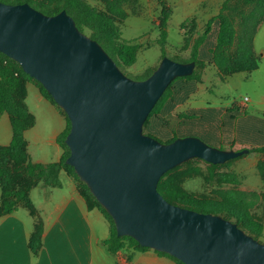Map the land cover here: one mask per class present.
<instances>
[{
	"label": "water",
	"instance_id": "obj_1",
	"mask_svg": "<svg viewBox=\"0 0 264 264\" xmlns=\"http://www.w3.org/2000/svg\"><path fill=\"white\" fill-rule=\"evenodd\" d=\"M66 12L47 16L30 4L0 2V52L39 82L71 123L66 163L115 224L118 236L183 264H264V244L221 216L169 203L162 177L193 159L224 165L248 150H222L197 137L169 144L144 126L174 80L196 63L164 57L136 81L83 33Z\"/></svg>",
	"mask_w": 264,
	"mask_h": 264
},
{
	"label": "trees",
	"instance_id": "obj_2",
	"mask_svg": "<svg viewBox=\"0 0 264 264\" xmlns=\"http://www.w3.org/2000/svg\"><path fill=\"white\" fill-rule=\"evenodd\" d=\"M98 1L104 3V10L93 6L88 0H0V2L10 5L30 4L47 16H55L66 11L75 20L78 28L97 41L113 58L122 72L127 73L126 69L136 63L141 46L135 43L136 41L123 39L122 24L129 17L127 6L130 4L137 5L139 1ZM155 1L161 9L157 26H159L162 34L156 43L162 47L163 59L167 57L168 26L172 16V8L167 0ZM263 23L264 0H226L220 13L207 23L203 34L192 40L188 38L186 33L183 50L191 48L190 58L179 61L182 63L195 62L196 70L191 76L180 77L172 82L150 113L144 126V133L164 144L172 143L178 138L193 136L189 130L192 128V121L197 117L196 114L183 113L178 115V120L182 126L180 130L174 131H169V121L166 116L177 105L184 103L192 94V89L187 84L201 81L199 68L214 65L218 69L222 81L234 74L237 75V73H251L257 70L259 65L254 51V40ZM196 25V20L193 19L187 20L180 26L182 30L197 32ZM156 69L147 72L142 78H149ZM29 83L37 85L42 95L55 104L66 117L67 128L57 139L64 151L59 162L34 163L29 155V144L25 134L36 124V118L29 111L26 103L27 85ZM0 114L9 115L13 130L11 144L9 146L0 145V217L11 215L17 212L20 207L28 209L31 216L36 219L35 230L29 242V247L34 254H38L42 248L44 224L30 199L31 191L41 183L52 188L62 187L60 175L63 171L77 182L78 190L86 201L88 209H99L109 222L111 237L105 242V245L111 254L117 255L122 250H127L130 253L127 259L132 261L135 253L149 250L131 237L118 236L112 218L95 200L87 185L80 181L74 168L66 163L70 156V149L65 140L71 130V123L67 115L39 82L31 79L19 63L2 52H0ZM193 137L200 138L198 136ZM205 143L207 144V142ZM221 149L223 150V148ZM252 152L264 154V148L249 150V153ZM184 166L189 168L184 170ZM210 166L215 167L213 164ZM258 169L261 177L264 178V163H261ZM198 175H200L199 170L193 165V161H189L168 171L160 180L158 191L172 205L199 213L205 212V214L221 216L237 224L239 228L254 239L259 240L264 225L254 215L253 211L262 202L264 203L263 194L258 191H246L239 188L237 176L229 174L225 177L234 181L236 187L218 189L213 196L197 198L188 193L183 184L188 178ZM158 253L171 258L176 264H183L166 253Z\"/></svg>",
	"mask_w": 264,
	"mask_h": 264
},
{
	"label": "crops",
	"instance_id": "obj_3",
	"mask_svg": "<svg viewBox=\"0 0 264 264\" xmlns=\"http://www.w3.org/2000/svg\"><path fill=\"white\" fill-rule=\"evenodd\" d=\"M138 1L140 7L142 0ZM151 1L159 7L155 0ZM225 1L167 0L172 8V14L174 6H181L186 16L183 23L187 20H196L197 32L200 34L205 31L207 19L218 14L199 19L198 12L210 4H214L220 11ZM254 51L258 58V69L251 73L234 74L225 81H222L219 71L214 65H207L205 70L200 73V82L187 84L192 89L189 98L184 103L177 105L166 116L169 121V131L181 129L182 125L178 120V115L194 113L197 117L192 121V128L189 131L193 136L200 137L207 144L215 148L235 151L264 148V92L257 89L258 86H264V23L255 37ZM210 67L217 69L218 78L222 82H227L233 78L241 80L242 74H246V83H254V90L251 91V95L257 94L258 97L249 98L247 103L242 100L236 106L213 107L210 103L207 106L194 105L199 101L197 94L205 86L206 72ZM205 89L207 90V87ZM27 93L26 103L29 111L32 110L29 105L32 94L38 112L48 116L52 115L53 118L59 117L62 123L66 122L65 127L62 129L60 127L55 128L46 137L44 131L37 132L39 120L37 114L31 111L36 118V124L25 134L31 160L34 163L42 164L59 162L64 151L57 139L67 128L66 117L55 104L42 95L37 85L29 83ZM185 106H187L186 109H184ZM179 109L184 110L177 113L176 123L172 125L170 116ZM223 120H227V122L224 123ZM34 137H36L34 139L36 146L32 148L30 139ZM12 139L13 130L10 117L8 114H0V145L9 146ZM47 145L50 146L47 152H52L54 156L51 159H48L47 155L45 156ZM33 150L38 156L34 155ZM244 156L246 158L242 164L256 161V165L252 166L256 169V175L262 180L258 162L264 158V154L252 152ZM60 178L62 187L52 188L41 183L30 194V199L44 224L43 245L38 254H34L29 247L31 236L35 230L36 219L31 216L28 209L20 207L17 212L0 217V264H176L171 258L151 249L135 253L132 261L127 259L130 255L127 250H122L117 255L111 254L105 245V242L111 237V226L104 214L99 209H88V205L80 194L75 181L66 172L63 171ZM263 185L264 180H262L261 185L250 187L247 191L260 192L259 190L263 188Z\"/></svg>",
	"mask_w": 264,
	"mask_h": 264
},
{
	"label": "rangeland",
	"instance_id": "obj_4",
	"mask_svg": "<svg viewBox=\"0 0 264 264\" xmlns=\"http://www.w3.org/2000/svg\"><path fill=\"white\" fill-rule=\"evenodd\" d=\"M90 4L96 6L102 10L105 9V5L103 2L98 0H88ZM139 2L137 5L127 6L128 13L130 14L128 19L122 24V34L123 39L126 41H136L135 43L141 46L137 60L134 65L126 69L127 73H124L129 78L141 81L144 80V77L147 72L156 69L160 62L162 61V47L159 46L156 42L161 38V31L159 29V15L160 8L153 3L151 0H142L141 6L139 7ZM140 8V10H139ZM220 11L215 7L214 4H210L207 7L201 9L198 12L199 19H205L209 15H217ZM186 19V16L183 12V9L178 6L173 7V14L169 21L168 26V43L166 46L167 57L170 59L180 62L179 60H188L190 58L191 48L189 50H183L185 45L186 33L188 34V38L195 40L200 33L193 32L190 30H182L180 25ZM212 18H208L209 22ZM188 29V28H187ZM193 44V43H192ZM262 52L260 53V55ZM205 70L203 67L198 69V72L201 73ZM217 69L215 67H210L207 69L205 78L204 88H201L200 92L197 94L198 103H194V105H203L207 106V104H211L213 107H226L228 105L236 106L244 98H257V94L251 95V91L254 90V83H246L245 78H247L246 74H242V79L238 80L233 78L228 80L227 82H222L218 78ZM207 87V90L205 89ZM257 89L261 90L260 92H264V86H258ZM31 111L37 114L39 123L37 127V132L39 133L44 131L45 136L49 135L55 128L60 127L61 129L65 127L66 122L62 123L61 119L53 118L52 115H46L45 113L38 112L35 107V100L33 95L31 94V99L29 101ZM187 106L184 107L186 109ZM176 110L173 115L170 116V122L172 125H175L177 120V113L181 110ZM60 120V122H59ZM224 123L227 120H223ZM30 139L32 143V148L35 145V139ZM48 147L46 146L45 156H48V159H51L53 153L48 151ZM213 147V146H212ZM36 150V149H35ZM33 150L35 156H38ZM224 150V149H223ZM245 156H241L237 159L229 161L224 165H215V167L210 166L209 163L200 160L193 159V165L199 170L200 175L194 176L192 178H188L184 184V189L196 196L197 198H207L214 195V192L218 189H227L234 188L235 183L225 177V175L235 174L239 180V188L243 190H249L250 187L257 186L258 184H262V180L258 175H256V169L252 165H256V161H251L248 163H243L245 160ZM258 162V161H257ZM264 163V158L258 162V166ZM189 167L184 166V170ZM70 176V175H69ZM71 177V176H70ZM73 179V177H71ZM74 180V179H73ZM75 181V180H74ZM77 185V182H75ZM264 197V185L261 190H259ZM254 215L263 222L264 225V203L262 202L259 207L254 209ZM260 243L264 244V229L262 232V236L259 237L258 240Z\"/></svg>",
	"mask_w": 264,
	"mask_h": 264
},
{
	"label": "built area",
	"instance_id": "obj_5",
	"mask_svg": "<svg viewBox=\"0 0 264 264\" xmlns=\"http://www.w3.org/2000/svg\"><path fill=\"white\" fill-rule=\"evenodd\" d=\"M244 102H245V103L249 102V98H247V97L244 98Z\"/></svg>",
	"mask_w": 264,
	"mask_h": 264
}]
</instances>
